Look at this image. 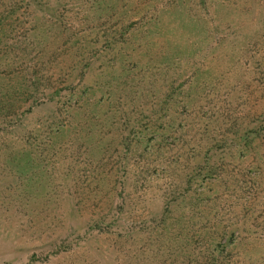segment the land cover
Masks as SVG:
<instances>
[{
    "label": "rangeland",
    "instance_id": "374dc122",
    "mask_svg": "<svg viewBox=\"0 0 264 264\" xmlns=\"http://www.w3.org/2000/svg\"><path fill=\"white\" fill-rule=\"evenodd\" d=\"M1 99L0 264H264V0H0Z\"/></svg>",
    "mask_w": 264,
    "mask_h": 264
},
{
    "label": "trees",
    "instance_id": "16d2710c",
    "mask_svg": "<svg viewBox=\"0 0 264 264\" xmlns=\"http://www.w3.org/2000/svg\"><path fill=\"white\" fill-rule=\"evenodd\" d=\"M5 96H7V95H5ZM5 104L8 105V103L5 101V99L4 100L1 99L0 100V113H3L4 115H3L2 119H0V122H1V125H4V126L9 125L10 123H13V121H15L16 119L19 118L18 117L19 115L24 113V112H22V113L20 112V114H16L14 112H11L10 110H7L8 106H5ZM29 110H30V108L28 107L27 111H29ZM249 133L254 135L251 137H255L257 134H259L258 130H253V129L249 130V131L244 130L240 133V138L242 140H244V142H246V141L251 142L252 140L249 138L250 137ZM167 213H168V210H164V212H163L164 216H167Z\"/></svg>",
    "mask_w": 264,
    "mask_h": 264
}]
</instances>
